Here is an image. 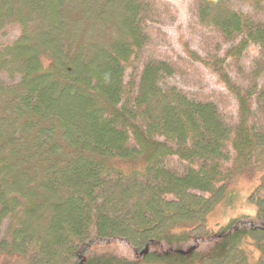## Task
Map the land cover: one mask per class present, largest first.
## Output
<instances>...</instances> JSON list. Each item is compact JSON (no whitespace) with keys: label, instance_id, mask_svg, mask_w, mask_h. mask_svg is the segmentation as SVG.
I'll return each mask as SVG.
<instances>
[{"label":"trees","instance_id":"obj_1","mask_svg":"<svg viewBox=\"0 0 264 264\" xmlns=\"http://www.w3.org/2000/svg\"><path fill=\"white\" fill-rule=\"evenodd\" d=\"M178 15L168 0H0V31L18 29L0 43V256L264 264V0H188L181 50ZM258 169L255 216L184 252ZM114 240L142 255L84 250Z\"/></svg>","mask_w":264,"mask_h":264},{"label":"rangeland","instance_id":"obj_2","mask_svg":"<svg viewBox=\"0 0 264 264\" xmlns=\"http://www.w3.org/2000/svg\"><path fill=\"white\" fill-rule=\"evenodd\" d=\"M175 4L178 9L179 15L177 21L172 25L168 26V33L173 38V43L175 47L181 50V43L186 39V19H187V2L188 0H168ZM17 27L15 25H6L3 30L0 31V43L6 42L11 43L17 37ZM206 86L210 88H220L214 77L208 76ZM262 174L261 170H256L252 172L251 176H240L233 180L232 183L226 188L222 199L214 206V208L206 215L205 227L211 230L213 234L206 236L202 232V227L199 230H193V236L190 241L182 248L184 252L189 249H194L196 253H206L209 248L217 240V229L219 226L225 225L230 219L237 218L240 216H250L251 218L256 214L255 206L249 201V194L258 184L260 176ZM253 223H257L256 220L251 219ZM243 222V221H242ZM106 245H110L116 248V250L127 256V258L133 259L137 258V254L142 255L141 251L138 250L136 253L132 251L125 242L118 240L111 241L107 243L106 241H97L91 245L85 247V252L88 254L92 250H97L99 248H105ZM150 249H155L158 251H166L168 246L162 243H154L150 246ZM175 249V248H174ZM193 250V251H194ZM19 256L13 255L12 257L0 256V264H19Z\"/></svg>","mask_w":264,"mask_h":264}]
</instances>
